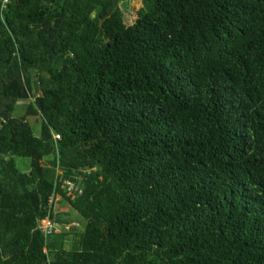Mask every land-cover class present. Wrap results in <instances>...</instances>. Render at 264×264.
<instances>
[{
    "label": "trees",
    "instance_id": "obj_1",
    "mask_svg": "<svg viewBox=\"0 0 264 264\" xmlns=\"http://www.w3.org/2000/svg\"><path fill=\"white\" fill-rule=\"evenodd\" d=\"M120 1L0 0V264H264V0Z\"/></svg>",
    "mask_w": 264,
    "mask_h": 264
},
{
    "label": "rangeland",
    "instance_id": "obj_2",
    "mask_svg": "<svg viewBox=\"0 0 264 264\" xmlns=\"http://www.w3.org/2000/svg\"><path fill=\"white\" fill-rule=\"evenodd\" d=\"M123 13H124V22L126 26H131L138 20L139 17V11L143 8V0H121L119 3ZM24 104V103H23ZM30 123L35 127L36 129L40 130V119L39 118H29ZM15 162L17 164L18 169L23 172L27 173L30 171L31 168V161L29 159L24 158H16ZM44 165H48V163L45 161ZM54 208L57 211L58 214L62 215L63 220H72L77 219V214L70 209L69 205L62 204L61 198L57 197L54 201ZM49 221H45L42 223V226H48ZM73 226H76L77 228H81V226L77 223H74ZM69 228V226H68ZM60 232V231H59Z\"/></svg>",
    "mask_w": 264,
    "mask_h": 264
},
{
    "label": "built area",
    "instance_id": "obj_3",
    "mask_svg": "<svg viewBox=\"0 0 264 264\" xmlns=\"http://www.w3.org/2000/svg\"><path fill=\"white\" fill-rule=\"evenodd\" d=\"M55 139H58V137H55ZM67 185L69 186V189L70 190L73 188L71 184H67ZM68 226H66L67 229L70 228V226H69V228H68ZM42 227H43V230L48 233V235H50V233H52L53 231H55L56 233H59V231H60V229L58 228V225L52 224L51 222L49 223L48 226H46V227L45 226H42Z\"/></svg>",
    "mask_w": 264,
    "mask_h": 264
}]
</instances>
